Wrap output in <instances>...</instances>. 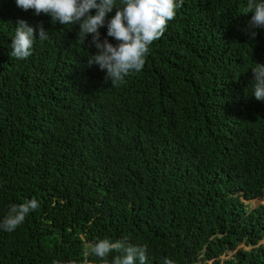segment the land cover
Masks as SVG:
<instances>
[{"label":"trees","instance_id":"16d2710c","mask_svg":"<svg viewBox=\"0 0 264 264\" xmlns=\"http://www.w3.org/2000/svg\"><path fill=\"white\" fill-rule=\"evenodd\" d=\"M246 5L183 0L143 70L112 86L88 67L97 49L78 25L0 0V221L39 203L0 230V264H79L105 238L146 245L148 264H264V202H249L264 199V101L251 83L264 29L250 37ZM21 20L37 28L22 60L10 56Z\"/></svg>","mask_w":264,"mask_h":264},{"label":"clouds","instance_id":"9594fccd","mask_svg":"<svg viewBox=\"0 0 264 264\" xmlns=\"http://www.w3.org/2000/svg\"><path fill=\"white\" fill-rule=\"evenodd\" d=\"M23 10H34L37 16L51 17L52 24L78 25V38L97 49L87 58L88 67L99 66L106 72L105 81L112 86L125 82L126 78L143 70L151 46L165 33L169 21L176 17L177 9L183 6V0H16ZM93 10L95 12L93 13ZM114 16L110 19L109 14ZM246 14H251L247 22V31L251 38L257 35L256 29H264V0H247ZM107 27V36L101 38L100 29ZM39 40L48 39V30L43 23L38 26ZM37 28L21 20L12 39L10 56L26 59L32 55ZM108 37L116 43L110 42ZM253 73L252 89L255 98L264 101V63L251 68ZM39 207L36 199L10 206L8 214L0 221V230L15 231L31 211ZM118 253L109 261L111 253ZM90 257L103 261V264H148L147 246H135L122 240L98 239L85 245L83 259L79 264H93ZM54 264H60L55 261ZM68 264H78L69 261ZM164 264H175L169 258Z\"/></svg>","mask_w":264,"mask_h":264},{"label":"rangeland","instance_id":"374dc122","mask_svg":"<svg viewBox=\"0 0 264 264\" xmlns=\"http://www.w3.org/2000/svg\"><path fill=\"white\" fill-rule=\"evenodd\" d=\"M249 202H250V204L254 205V204H257V203H263L264 199L254 198V199L249 200ZM231 252H232V250L228 251V253L222 255L221 258L229 257L231 255Z\"/></svg>","mask_w":264,"mask_h":264}]
</instances>
